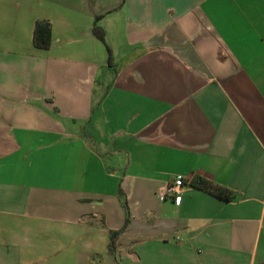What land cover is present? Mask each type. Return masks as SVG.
Listing matches in <instances>:
<instances>
[{
  "label": "crops",
  "instance_id": "0c3cea01",
  "mask_svg": "<svg viewBox=\"0 0 264 264\" xmlns=\"http://www.w3.org/2000/svg\"><path fill=\"white\" fill-rule=\"evenodd\" d=\"M116 262L264 264V0H0V264Z\"/></svg>",
  "mask_w": 264,
  "mask_h": 264
},
{
  "label": "trees",
  "instance_id": "16d2710c",
  "mask_svg": "<svg viewBox=\"0 0 264 264\" xmlns=\"http://www.w3.org/2000/svg\"><path fill=\"white\" fill-rule=\"evenodd\" d=\"M99 16H96L92 26L93 34L105 44L104 35L102 30L96 25ZM51 36H50V23L46 20H37L35 22L34 31H33V44L37 48L47 49L50 45ZM190 185L204 191H207L217 197L228 199V190L214 184L210 180L201 177L195 176L191 178ZM118 231H111L109 237V243L107 246V251L114 256L115 253V241L118 236ZM117 263V262H116ZM119 264V263H117Z\"/></svg>",
  "mask_w": 264,
  "mask_h": 264
},
{
  "label": "built area",
  "instance_id": "2783aa9c",
  "mask_svg": "<svg viewBox=\"0 0 264 264\" xmlns=\"http://www.w3.org/2000/svg\"><path fill=\"white\" fill-rule=\"evenodd\" d=\"M183 186V179L177 176L172 183L161 187L157 191V196L160 200H165L166 198H172L175 204L180 202L181 187Z\"/></svg>",
  "mask_w": 264,
  "mask_h": 264
},
{
  "label": "rangeland",
  "instance_id": "374dc122",
  "mask_svg": "<svg viewBox=\"0 0 264 264\" xmlns=\"http://www.w3.org/2000/svg\"><path fill=\"white\" fill-rule=\"evenodd\" d=\"M62 126H63V128H65V129H67V130L70 129V131H71V128L69 127V124H68L67 121L62 122Z\"/></svg>",
  "mask_w": 264,
  "mask_h": 264
}]
</instances>
